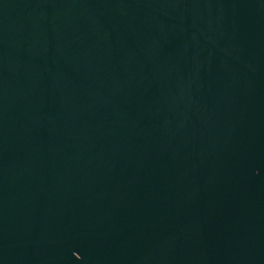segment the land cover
Returning a JSON list of instances; mask_svg holds the SVG:
<instances>
[{
  "label": "water",
  "instance_id": "water-1",
  "mask_svg": "<svg viewBox=\"0 0 264 264\" xmlns=\"http://www.w3.org/2000/svg\"><path fill=\"white\" fill-rule=\"evenodd\" d=\"M0 264H264V0H0Z\"/></svg>",
  "mask_w": 264,
  "mask_h": 264
}]
</instances>
